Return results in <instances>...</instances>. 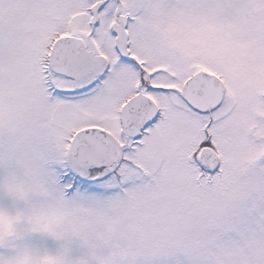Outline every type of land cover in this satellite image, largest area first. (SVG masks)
I'll use <instances>...</instances> for the list:
<instances>
[{
	"label": "snow or ice",
	"instance_id": "6c2138e0",
	"mask_svg": "<svg viewBox=\"0 0 264 264\" xmlns=\"http://www.w3.org/2000/svg\"><path fill=\"white\" fill-rule=\"evenodd\" d=\"M0 264H264V0H0Z\"/></svg>",
	"mask_w": 264,
	"mask_h": 264
}]
</instances>
